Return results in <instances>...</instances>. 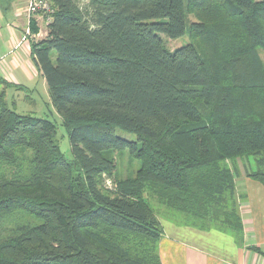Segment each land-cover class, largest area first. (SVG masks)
Returning <instances> with one entry per match:
<instances>
[{
    "label": "trees",
    "instance_id": "trees-1",
    "mask_svg": "<svg viewBox=\"0 0 264 264\" xmlns=\"http://www.w3.org/2000/svg\"><path fill=\"white\" fill-rule=\"evenodd\" d=\"M50 1L31 55L72 159L51 122L16 114L0 90V225L40 222L6 237L0 227V264H161L147 192L195 214L234 196L226 162L250 156L246 177L264 188V0ZM184 35L165 48L162 36ZM122 151L139 163L124 180ZM226 224L241 244L238 219Z\"/></svg>",
    "mask_w": 264,
    "mask_h": 264
},
{
    "label": "crops",
    "instance_id": "crops-1",
    "mask_svg": "<svg viewBox=\"0 0 264 264\" xmlns=\"http://www.w3.org/2000/svg\"><path fill=\"white\" fill-rule=\"evenodd\" d=\"M27 0H0V90L5 101L11 90H28L36 81L46 84L36 67L32 46L46 37L45 18L32 17L26 43L8 54L24 35L28 19ZM236 194L243 195L242 243L217 228H194L160 220L163 236L158 243L161 264H264V257L249 250L264 252V188L242 175L234 179Z\"/></svg>",
    "mask_w": 264,
    "mask_h": 264
},
{
    "label": "rangeland",
    "instance_id": "rangeland-1",
    "mask_svg": "<svg viewBox=\"0 0 264 264\" xmlns=\"http://www.w3.org/2000/svg\"><path fill=\"white\" fill-rule=\"evenodd\" d=\"M190 20H193L191 16ZM162 39L165 48L169 51H174L189 43L188 35H184L175 40H169L163 36ZM257 53L264 66V48H259ZM26 88L28 90H11L8 92L6 96L8 108L18 115H28L51 122L56 129L55 140L57 145L65 158L71 160L72 155L70 152L68 130L52 106L46 84L43 85L40 81H36L32 83V85L26 86ZM115 135L127 141H135L134 135L128 134L120 129L115 130ZM114 159L116 163L117 179L124 180L131 178L139 168V163L137 161H131L129 159L128 151L120 152L115 155ZM256 159L257 158L251 156L238 158L226 162V166L232 173L234 172L235 178L242 175L246 176L247 173H253L256 170ZM106 186L109 188L111 184L107 183ZM144 198L147 199V202L159 220L170 221L177 225L186 224L194 228H222L229 230L230 227L226 223L231 221L233 217H236L242 226V216L244 215L243 211L245 205L243 200L244 197L241 194H236L235 190L233 197L225 195L223 202L219 204L212 203L207 206L203 205L200 212H196L195 214L177 213L169 210L161 205L160 201L151 192H147ZM39 223V221L30 217L15 215L4 222V226L0 225V227H3L1 235L4 237L12 235L17 226H37ZM228 232L231 234L230 231H225L224 233Z\"/></svg>",
    "mask_w": 264,
    "mask_h": 264
},
{
    "label": "built area",
    "instance_id": "built-area-1",
    "mask_svg": "<svg viewBox=\"0 0 264 264\" xmlns=\"http://www.w3.org/2000/svg\"><path fill=\"white\" fill-rule=\"evenodd\" d=\"M25 12L28 19V24L24 35L22 36L21 40L14 45L12 50L8 54H12L16 49L20 48L22 44L26 43L28 37L30 36L29 31V23L32 17L36 15L43 16L45 18V25L50 22V15L53 13L51 1L50 0H27Z\"/></svg>",
    "mask_w": 264,
    "mask_h": 264
}]
</instances>
